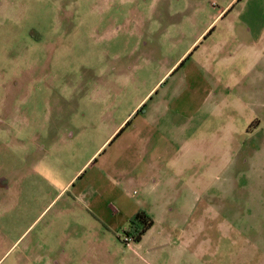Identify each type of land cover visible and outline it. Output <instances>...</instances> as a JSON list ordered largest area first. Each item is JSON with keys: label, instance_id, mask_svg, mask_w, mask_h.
I'll return each instance as SVG.
<instances>
[{"label": "rangeland", "instance_id": "rangeland-1", "mask_svg": "<svg viewBox=\"0 0 264 264\" xmlns=\"http://www.w3.org/2000/svg\"><path fill=\"white\" fill-rule=\"evenodd\" d=\"M5 252L264 264V0H0Z\"/></svg>", "mask_w": 264, "mask_h": 264}, {"label": "trees", "instance_id": "trees-1", "mask_svg": "<svg viewBox=\"0 0 264 264\" xmlns=\"http://www.w3.org/2000/svg\"><path fill=\"white\" fill-rule=\"evenodd\" d=\"M240 1V0H238ZM233 7V5H232ZM231 7V8H232ZM231 8L228 9V11L231 10ZM213 30L210 29V31L207 33L209 34L211 31ZM197 48V46L195 47V49ZM192 52L188 55L191 56ZM186 57V59L188 58ZM146 103H144L139 110H137V112L134 114V116L132 118H134L135 116H137L143 109H141L143 106H145ZM130 118L126 124L121 128V130L117 133V135L119 136L120 133L125 129L127 128L130 123H131V119ZM116 135V136H117ZM153 225V220L152 218L150 217L149 214H147L145 211L143 210H140L138 211L134 217L130 220V223H129V226L127 227L126 229V235L127 236H130L133 238V241L135 242H140L144 236V234L152 227Z\"/></svg>", "mask_w": 264, "mask_h": 264}, {"label": "crops", "instance_id": "crops-1", "mask_svg": "<svg viewBox=\"0 0 264 264\" xmlns=\"http://www.w3.org/2000/svg\"><path fill=\"white\" fill-rule=\"evenodd\" d=\"M206 35H207V34H206ZM194 51H195V48H194L193 52H194ZM193 52H192V53H193ZM121 126H122V124L118 127V129H119ZM151 159H152V158H151ZM151 163H153V161H151ZM155 165H156V164H155ZM153 166H154V164H153ZM143 179H144V181H145L144 183H146L147 188H148L151 192H154V191H155V190H153L154 182H153L152 180H156V181H157V178H156L155 174L153 173L150 182L147 181L144 177H143ZM2 244H3V245H6V240H5V239H2ZM11 248H12V246H11ZM5 255H6V252L0 257V262L3 260V258L5 257ZM20 257L23 258V259H26V258H27V256L24 255V254H22Z\"/></svg>", "mask_w": 264, "mask_h": 264}, {"label": "flooded vegetation", "instance_id": "flooded-vegetation-1", "mask_svg": "<svg viewBox=\"0 0 264 264\" xmlns=\"http://www.w3.org/2000/svg\"><path fill=\"white\" fill-rule=\"evenodd\" d=\"M31 18V17H30ZM33 21H31V20H29V23H30V27H31V23H32ZM34 24V23H33ZM34 27H35V25H34ZM32 29V28H31ZM45 34V33H44ZM46 36V34L45 35H42L41 34V38H40V40L42 41V38H44ZM43 42V41H42ZM194 50V49H193ZM193 52V51H192ZM191 53V52H190Z\"/></svg>", "mask_w": 264, "mask_h": 264}]
</instances>
